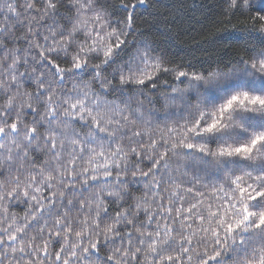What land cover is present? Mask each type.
<instances>
[{"label": "snow or ice", "instance_id": "obj_1", "mask_svg": "<svg viewBox=\"0 0 264 264\" xmlns=\"http://www.w3.org/2000/svg\"><path fill=\"white\" fill-rule=\"evenodd\" d=\"M158 6L0 0V264H264V0L199 66Z\"/></svg>", "mask_w": 264, "mask_h": 264}, {"label": "trees", "instance_id": "obj_2", "mask_svg": "<svg viewBox=\"0 0 264 264\" xmlns=\"http://www.w3.org/2000/svg\"><path fill=\"white\" fill-rule=\"evenodd\" d=\"M107 2L117 4L118 0ZM251 3L254 8L259 7L261 0H251ZM159 5L152 10L151 16L142 18L139 23L145 29L156 25L163 33L154 37L160 50L176 64L209 63L212 55L222 47L215 46L212 41L220 31V21L224 20L223 0H159ZM145 105L147 111L150 106L147 102ZM159 115H163L162 110ZM25 207L23 203H13L10 210L23 216Z\"/></svg>", "mask_w": 264, "mask_h": 264}]
</instances>
